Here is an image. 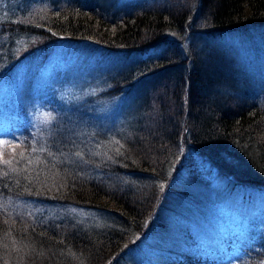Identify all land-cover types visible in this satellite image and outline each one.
Returning a JSON list of instances; mask_svg holds the SVG:
<instances>
[{
    "label": "trees",
    "instance_id": "1",
    "mask_svg": "<svg viewBox=\"0 0 264 264\" xmlns=\"http://www.w3.org/2000/svg\"><path fill=\"white\" fill-rule=\"evenodd\" d=\"M263 27L264 0H143L119 13L64 0L0 20V84L60 39L146 55L111 78L109 95L155 77L109 173L68 161L43 127L15 116L0 125V198L106 214L100 225H83L67 213L0 204V264H108L145 231L159 204L158 181L178 169L204 168L263 206L264 101L247 90L239 49L226 41ZM237 258L264 264L263 241L250 236Z\"/></svg>",
    "mask_w": 264,
    "mask_h": 264
},
{
    "label": "rangeland",
    "instance_id": "2",
    "mask_svg": "<svg viewBox=\"0 0 264 264\" xmlns=\"http://www.w3.org/2000/svg\"><path fill=\"white\" fill-rule=\"evenodd\" d=\"M9 1L0 2V20L64 0ZM70 1L99 3L119 13L143 0ZM226 41L239 49L249 82L247 90L264 101V27ZM145 57L107 52L85 40L50 43L47 50L20 61L0 84V125L7 127L15 116L33 128L43 127L56 140L54 148L68 161L77 159L84 168L109 173L122 155L120 138L135 127L141 101L155 77L143 78L127 93L117 95L107 93L110 80ZM158 184L159 204L145 231L108 264H168L173 260L237 264L250 236L261 239L264 245V204L258 206L261 199L249 201L241 188L230 190L224 181L201 167L178 169ZM0 204L37 215L67 213L83 225H100L106 217L92 209H51L9 197L0 198Z\"/></svg>",
    "mask_w": 264,
    "mask_h": 264
},
{
    "label": "snow or ice",
    "instance_id": "3",
    "mask_svg": "<svg viewBox=\"0 0 264 264\" xmlns=\"http://www.w3.org/2000/svg\"><path fill=\"white\" fill-rule=\"evenodd\" d=\"M23 157V153L20 154ZM6 163H11V161H5Z\"/></svg>",
    "mask_w": 264,
    "mask_h": 264
}]
</instances>
